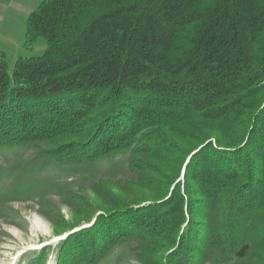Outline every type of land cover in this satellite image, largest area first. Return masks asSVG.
<instances>
[{"label": "trees", "instance_id": "1", "mask_svg": "<svg viewBox=\"0 0 264 264\" xmlns=\"http://www.w3.org/2000/svg\"><path fill=\"white\" fill-rule=\"evenodd\" d=\"M39 37L43 53L11 67L0 50V146L46 141L66 160L130 151L131 169L149 170L146 154L184 179L80 228L70 264L99 259L98 238L139 242L145 229L181 260L196 246L226 261L264 251V0H41L23 44ZM192 199L206 208L198 244Z\"/></svg>", "mask_w": 264, "mask_h": 264}, {"label": "rangeland", "instance_id": "2", "mask_svg": "<svg viewBox=\"0 0 264 264\" xmlns=\"http://www.w3.org/2000/svg\"><path fill=\"white\" fill-rule=\"evenodd\" d=\"M40 1L0 0V50L10 67L18 56L40 55L45 49L42 37L31 46L23 44L27 15ZM55 146L46 141L0 146V264H70L63 253L80 228L109 219L113 211L147 204L167 189L165 184L170 183L171 189L178 179L183 191L182 171L176 177L167 162L149 155L138 158L139 167L149 166V170L131 169L130 151L91 160H66L49 154ZM180 159L184 162L187 158ZM188 185L191 193L196 191L195 180L190 178ZM191 206L190 226L200 231L193 240L198 244L207 225L195 220L201 219L206 208L195 199ZM140 231L139 242L135 235L112 245L100 243L97 237V245L107 248L104 254L94 262L73 264H264V251L255 247L247 258L233 256L226 261L203 257L196 246L181 260L173 252L174 245H157L162 238L155 236L148 243V230Z\"/></svg>", "mask_w": 264, "mask_h": 264}, {"label": "bare ground", "instance_id": "3", "mask_svg": "<svg viewBox=\"0 0 264 264\" xmlns=\"http://www.w3.org/2000/svg\"><path fill=\"white\" fill-rule=\"evenodd\" d=\"M57 237H59V236H57Z\"/></svg>", "mask_w": 264, "mask_h": 264}]
</instances>
